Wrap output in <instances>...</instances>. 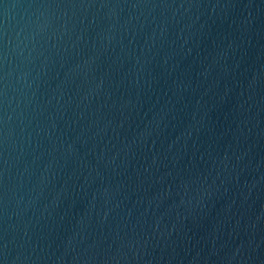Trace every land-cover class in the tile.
Returning a JSON list of instances; mask_svg holds the SVG:
<instances>
[{
	"label": "water",
	"instance_id": "obj_1",
	"mask_svg": "<svg viewBox=\"0 0 264 264\" xmlns=\"http://www.w3.org/2000/svg\"><path fill=\"white\" fill-rule=\"evenodd\" d=\"M0 264H264V0H0Z\"/></svg>",
	"mask_w": 264,
	"mask_h": 264
}]
</instances>
